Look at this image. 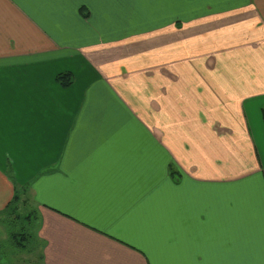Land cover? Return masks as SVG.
I'll use <instances>...</instances> for the list:
<instances>
[{
    "label": "crops",
    "instance_id": "crops-1",
    "mask_svg": "<svg viewBox=\"0 0 264 264\" xmlns=\"http://www.w3.org/2000/svg\"><path fill=\"white\" fill-rule=\"evenodd\" d=\"M262 109L264 0H0V211L42 264H264Z\"/></svg>",
    "mask_w": 264,
    "mask_h": 264
},
{
    "label": "rangeland",
    "instance_id": "rangeland-1",
    "mask_svg": "<svg viewBox=\"0 0 264 264\" xmlns=\"http://www.w3.org/2000/svg\"><path fill=\"white\" fill-rule=\"evenodd\" d=\"M22 194L19 196L17 213L25 216L30 212V209L26 204L27 200L24 198V196H22ZM0 219L6 218H1L0 216ZM23 232H29L32 234V239L28 241V245L27 242L25 243L24 249H18L17 246H14V244L10 241L8 234H19ZM40 253L41 249L39 243L36 240L34 220L26 221L25 219L22 220L20 218L15 223H13V220L8 218L6 223L0 225V264H42L41 259H39Z\"/></svg>",
    "mask_w": 264,
    "mask_h": 264
},
{
    "label": "trees",
    "instance_id": "trees-1",
    "mask_svg": "<svg viewBox=\"0 0 264 264\" xmlns=\"http://www.w3.org/2000/svg\"><path fill=\"white\" fill-rule=\"evenodd\" d=\"M56 81L63 87H68L72 83V77L68 74H63V75H58L56 78ZM261 118L263 122V127H264V109L261 110ZM19 202V195L15 193L13 196V199L7 204L6 207H4L0 211V216L1 218L4 217L8 220V218H11L13 220V223H15L17 220L20 218L22 220L26 221H33L35 220V217L32 212H29L27 215L22 216L21 214L17 213V204ZM6 219H0V224L3 225L6 223ZM35 222V221H34ZM34 231V229H33ZM8 238L10 241L14 244V246H17L18 249H24L25 248V243L32 239V234L28 233H9ZM34 249V248H32ZM31 249V250H32ZM40 259V255H39Z\"/></svg>",
    "mask_w": 264,
    "mask_h": 264
}]
</instances>
